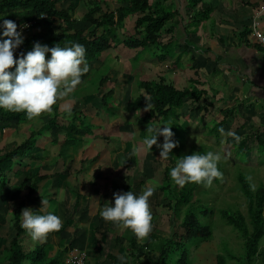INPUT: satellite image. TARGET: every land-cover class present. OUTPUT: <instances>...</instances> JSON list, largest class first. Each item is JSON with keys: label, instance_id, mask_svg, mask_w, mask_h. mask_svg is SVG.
I'll use <instances>...</instances> for the list:
<instances>
[{"label": "rangeland", "instance_id": "1", "mask_svg": "<svg viewBox=\"0 0 264 264\" xmlns=\"http://www.w3.org/2000/svg\"><path fill=\"white\" fill-rule=\"evenodd\" d=\"M98 1L102 7L105 4L110 9L118 6L114 0ZM205 1L210 2V0ZM236 1L232 0L227 16L226 14L221 16L217 13L214 17L217 18L216 22L223 21L224 24L218 29H221L220 31L223 33L226 28L227 31L224 34H228V37L235 28L237 29L236 26L240 23L249 25L246 18L235 22L223 19L232 16L231 10L235 5H238L240 0ZM245 1L247 0H243V2ZM256 1L249 0L248 9L246 11L245 9L241 10L242 15L251 16L250 20L260 9L264 8V0L257 3ZM87 8L88 5L79 2L74 14V27L82 30L85 34H88L91 30L89 25L81 20ZM260 21L261 27L264 29V14L260 17ZM56 23H58V20H56ZM214 23L211 18L201 22V32L190 35V43L193 40V42H199L202 47H205L206 40L198 37L204 35L205 32L209 35L210 45L223 43L226 37L215 30ZM132 24V20L124 22L120 29L115 32L116 39L111 43V48L103 52L99 60L90 61L87 65L88 71L81 78V83L76 86L73 92L57 101L58 113L55 124L58 123V125L65 127L71 123V113L68 114L64 111V105H70L71 109L74 108L79 117L81 116V119L83 117L86 119V124H92V127L95 128L93 122H96L103 126L93 136L85 137L86 145H89L86 155L94 158L96 150H90V148H93V144H96L98 148L108 149L110 157H117L115 163L117 167L114 169L115 166H113L114 173L107 177L108 180H105V168H112L111 166H102L101 171H99V166L93 167L91 176L98 174V171L102 177L105 175L104 179H98L95 183L92 182L93 185L96 189L104 187V189L109 188L110 191L113 183L122 186V181H125L126 184L136 185L133 186V189L139 194L146 185L156 184V190L149 197L153 217L152 224L154 226L152 229L154 232L153 237L155 239L168 238L171 232L170 228L173 225V218L170 209L167 207L168 201L163 199L162 193L158 190L161 185L163 168L168 163L160 158V150L156 145L149 150L143 145L144 138L141 139L139 136L140 126L136 120L147 110H138L136 113L131 114L125 112L123 108L128 101L134 100L138 95H144V92L136 86L137 81H157L158 77L163 75L167 82L181 88L189 85L191 80H198L197 88L205 90V94L198 102L201 109L191 112L189 108L192 105H190V102H186L179 110L180 118L177 122L179 126L176 125V121L170 126L171 131L174 133L173 138L175 137V141L178 142V145L174 147V157L177 160L193 152H219L221 160L218 162V169L221 176L212 181L210 186H198L194 194V198L200 204H203V207L197 213V218L201 225L210 227L212 237L204 243L199 240L188 242L185 249L190 264H215L217 254L224 256L226 264H241L239 259L243 256V240L235 229L223 222L219 217L218 210L228 209L246 215V202L239 187V175L245 178L252 190L259 185L264 188V154L258 152L255 140L257 132H264V99H256L254 96H245L244 98V93H239L237 89H233L234 87L231 84H228L221 76L210 69L212 62L207 57L198 54L193 55L195 52H190V47L187 49L189 54L186 53L181 57V60H185L186 65L190 68L181 71L180 76L170 74L169 71L174 68L168 65V62L157 60L156 56L160 53L158 50L139 53L137 60L133 61L135 51L124 47L122 43L123 37L133 34ZM164 34L162 32L161 40L168 39L167 36H163ZM183 37L181 33L180 41ZM249 39L252 44L258 46L259 51L263 54L262 48L255 42L254 38L249 35ZM211 49L214 50L215 48ZM175 54L177 56L178 52ZM132 61L135 64L131 63ZM207 64L209 65L206 66ZM104 78L107 81H102L103 84L99 85L98 83ZM108 92L111 93V96L106 99L107 106H102L100 93L106 94ZM85 97H93V99L90 98L86 101ZM67 99H70V101H67ZM196 105L193 104L192 107ZM224 110H229L230 115L227 116L225 123L217 127L213 133L211 129L216 122L222 119L223 113L221 115V112ZM2 112L7 113L10 111L2 109ZM51 116L52 112L42 113L32 119L25 116V121L12 123L9 126L0 121V138L6 143H19L25 140L32 131L36 133L43 122ZM76 124L78 125V122ZM229 132L234 133L235 137L229 135ZM69 134L73 136L71 132ZM43 135L48 136L49 131H45ZM37 137L35 136V139ZM58 140L61 141L62 139L59 138ZM81 142H83V139L75 138L73 150L78 151L82 148L84 143L81 144ZM48 146L50 148L51 144ZM112 148L113 155L110 153ZM125 149H131L132 151L136 149V151H133L131 157H128V154L122 157L121 152L124 154ZM126 161L129 163L127 164ZM85 178L87 180V177ZM170 182L173 183L171 180ZM81 187L80 184L78 189L80 190ZM88 187L90 188V186ZM82 189L86 190L87 185ZM184 209L185 206L180 208V217H182ZM124 228L127 235H122V237L131 235L130 231L126 227ZM144 242L145 240L142 244ZM261 243L263 245L264 239ZM146 253L149 255L150 252ZM148 255L142 257L146 264H148V258L146 257ZM150 256L156 258L158 254L155 252ZM136 258H129L127 264H137ZM252 264H260V262L256 260Z\"/></svg>", "mask_w": 264, "mask_h": 264}, {"label": "trees", "instance_id": "2", "mask_svg": "<svg viewBox=\"0 0 264 264\" xmlns=\"http://www.w3.org/2000/svg\"><path fill=\"white\" fill-rule=\"evenodd\" d=\"M79 2L88 5L86 12L81 17V20L91 28L88 34L74 27V14ZM114 2L118 6L110 9L107 4L102 7L98 0H0V17L14 21L17 24V30L21 31L24 36V42L14 52V57L18 52L31 50L34 42H40L49 47H53L56 44L61 47L71 46L75 42L84 46L86 62L89 65L90 61L99 60L100 55L111 48V43L116 39L115 32L120 29L124 22L132 20L131 29L133 34L131 36L128 35L129 37H123L122 43L124 47L135 51L136 54L133 61L137 60L139 53L158 50L160 52L156 56L158 61L168 62L170 66H177L182 55L187 53L189 47L192 51L211 60L209 58V55L212 54L211 48H203L199 42H193V40L190 43L189 39L190 35H194L193 33L197 31L198 34L200 33L201 22L209 20L212 12L209 2L205 0H114ZM248 6L245 3V7L248 8ZM56 20H58V23H56ZM246 20L249 22L248 18ZM26 32L31 33L27 34ZM162 32L165 33L163 36L168 37L167 40H161ZM181 33L185 36L183 46L179 44L178 39ZM234 33L238 41L241 42L242 38L250 33L249 25L247 26L246 24V26L241 28V31ZM198 37L200 39V36ZM178 45L181 47V52L176 56L174 47ZM246 45L259 49L257 45L251 43ZM49 56L50 53H47L45 58L47 59ZM262 59L264 62V55ZM133 61L131 63L135 64ZM214 63L216 64L217 60ZM83 76L84 74L81 78ZM102 81L105 82L107 79H102L98 84H103ZM198 83V80H191L189 85L177 88L167 82L163 75H160L157 81H137L136 86L144 92V95H138L134 100L128 101L123 109L127 113L134 114L136 111L150 106V109H147L136 120L140 126V138L143 139L148 135V125L153 126L163 124L166 121L171 123L176 121V125L179 126L177 124L180 118L179 110L186 102H190L192 106L197 104L195 107L191 106L189 108L191 112L200 110L201 107L198 102L205 94V90L198 89L196 86ZM110 96L111 93L109 94V92L101 95L102 106H107L106 99H109ZM87 98L88 100L90 98L93 99V97ZM51 112L52 116L43 122L38 131L36 133L32 131L20 144L14 142L0 145V194L3 190L5 173L14 167H21V163L25 159L33 160L30 151L34 147L35 136L43 135L45 131L55 125L58 113L57 103L52 106ZM221 115L222 119L216 122L211 129L213 133L217 127L225 123L230 111L224 110ZM25 116L24 112L10 111L3 113L2 109H0V121L7 126L12 123L25 121ZM85 120L84 117L83 119H81V116L79 117L74 108L71 109V123L66 126L67 132L74 133L75 136L90 134L93 128L92 124H86ZM76 122H78V125ZM173 139L175 140V137ZM255 140L258 152L264 154V132H257ZM157 141L162 143L163 137L158 136ZM67 142L64 140L60 144L59 152L61 156L65 153ZM174 155L175 148L172 149L166 160L163 159L168 164L163 168L161 185L158 187L163 199L168 201L167 207L170 209L173 218L169 237L155 239L153 237L154 232L151 231L148 236L138 239L127 228L131 236L125 251L128 259L137 257L135 261L138 264H146L142 258L145 257L146 252H150L146 256L148 264H190L187 250L185 249L186 244L196 240L204 243L212 237L210 227L201 225L197 218V213H199L198 211L203 207V204H200L194 198V194L197 187L203 184L187 183L181 187L170 182L169 171L176 162ZM43 178V176L27 175L16 188L11 189L9 200L21 195L23 191H26V196L28 193H34L37 184ZM215 180L216 178L213 179V181ZM238 182L246 202V215L228 209H219L218 214L226 225L238 232L243 240V256L239 259L241 264H252L256 260L260 264H264V243L261 245L264 239V188L259 185L252 190L249 183L241 175L238 177ZM133 186L136 185L125 183L118 187L112 184L110 192L132 191L136 193ZM182 206H185V209L182 217H180V208ZM21 208L22 202L13 210V226L16 234L11 239L10 245L5 252L6 264H22L25 258L30 260V264H35L32 260H36L37 255L40 253L43 255L42 247L40 246L28 255L24 254L18 245V237L23 231L19 219ZM65 227V224H63L57 234H60ZM144 240L145 242L142 244ZM155 252L158 256L156 258L151 257L150 254ZM58 259L59 257L45 260L42 257L40 261H44L43 264H57ZM61 264H63V260ZM215 264H226L224 256L217 254L215 256Z\"/></svg>", "mask_w": 264, "mask_h": 264}, {"label": "crops", "instance_id": "3", "mask_svg": "<svg viewBox=\"0 0 264 264\" xmlns=\"http://www.w3.org/2000/svg\"><path fill=\"white\" fill-rule=\"evenodd\" d=\"M259 1H256V3ZM209 3L212 8L210 18L215 22V30H218L219 34L221 33L226 37L223 43L210 45L207 32H205L204 35H199L200 39L202 37L203 40H206L205 47L203 48H215L214 50L211 49L212 54L209 55V58L213 62L208 59L212 62V64H210V69L214 71L215 74L221 76L228 84H231L234 87L233 89H237L239 93H244V98L245 96H254L256 99L259 98L263 100V54L259 49L257 50L246 45L251 43L249 39L250 33L246 37H243L241 42L235 37L234 32L237 33L241 31V28L246 26L245 23H240L236 26L237 29L235 28L229 37L227 36L228 34H224V32L227 31L226 28V31L223 33L220 31L221 29H218L224 23L223 21L216 22L217 18L215 19L214 17L217 13L221 16L223 14L227 16L232 0H210ZM245 3L250 5L249 0L245 2L240 0L238 5H235L231 10L232 16L223 19H229L235 22L242 18H244V20L248 18L250 22L251 16L247 14L244 16L241 14V10L245 9L246 11L248 9L245 7ZM199 32L201 31L199 30ZM178 39L179 44L183 46L185 36L180 41L179 35ZM180 45L174 47L175 53L178 52L179 54L181 52ZM190 52L193 53L192 49ZM187 54H189V52H187ZM196 54L200 55L196 52L193 55ZM216 60L217 63L215 64L214 62ZM208 65L209 64L206 66ZM171 67L174 69L171 71L168 70L170 74L179 76L180 72L185 68H190V66L186 65V61H182L181 59L177 66ZM101 95L102 93H100V96ZM86 100H88L87 97ZM67 101H70V99H67ZM93 125L95 128H92L90 134L75 136L74 133H72V136L67 132L66 126L63 127L58 125V123L57 125L55 124L48 130V136L38 135L37 139H35L34 147L30 151L33 160L25 159V161L21 163V167H14L12 170L5 173L3 190L0 194V264H6L5 252L10 245L11 239L16 234V230L13 226V210L16 209L20 202H22L20 213L24 208L29 207L32 208L33 211L39 212V208L42 207L45 211H54L55 214L61 218L62 225L65 224L66 226L60 234H57V232L49 233L47 238L43 241H34L21 227L23 231L18 237V245L24 254L30 255L37 247H42L41 251L43 255L40 253L37 255L36 260H32L35 264H43L44 261H40L42 257H44L45 260L59 257L57 264H61V261L64 260L70 250L85 252L87 255L85 264H127L128 256L125 250L131 235L122 237V235H127L125 228L122 225H115L110 221H105L99 214L102 207L113 202L114 192H110L109 188L104 189V187L96 189L95 185L92 183H95L98 179H104L103 177L105 175L102 177L99 172L102 166L112 167L105 168L107 171H105V180H108L107 177L114 173L112 170L113 166H115L114 169L117 167V164H115L117 157H110L108 149L98 148L96 144H93V148H90V150H96L94 158L86 155L89 145H86L87 141H85V137L89 138L93 136L94 133L98 132V130L103 127L96 122H93ZM59 138L62 140L59 141ZM75 138L83 139L81 144L84 143L82 144V148L78 149V151L73 150V141ZM64 140L68 141L67 148L64 155L61 156L59 147ZM22 141L17 144H20ZM5 144L12 143L3 142L1 139L0 145ZM49 144H51L50 148L48 146ZM110 153L113 155V148ZM121 154L122 157L127 154L128 157H131L133 151L131 149H125L124 154L123 152H121ZM96 166H99L98 174L91 176V169ZM29 174L44 177L37 184L36 191L32 194L28 193L27 196L26 191H23L21 195L16 196L13 200H9L11 189L16 188ZM85 177H87V180ZM113 180L112 178V181ZM122 182L125 184V181ZM80 184L82 187L79 190L78 187ZM113 184L121 187L117 183ZM85 185H87L86 190L82 189ZM88 186H90V188ZM93 188L96 189L97 192ZM42 200L46 201V203L42 204ZM19 219L21 225V217ZM58 252L62 254L56 255L59 254ZM122 257L123 259H121ZM22 264H30V260L25 258Z\"/></svg>", "mask_w": 264, "mask_h": 264}, {"label": "clouds", "instance_id": "4", "mask_svg": "<svg viewBox=\"0 0 264 264\" xmlns=\"http://www.w3.org/2000/svg\"><path fill=\"white\" fill-rule=\"evenodd\" d=\"M23 42L24 36L17 30V24L0 17V109L24 112L32 119L51 112L58 100L73 92L88 68L85 48L79 43L49 47L34 42L31 50L18 52L14 57V52ZM47 53L50 56L46 59ZM147 109L150 106H146ZM64 111L70 114L71 106L64 105ZM171 125L170 121L148 125V135L143 139V145L149 150L156 145L160 158L165 160L178 145L173 139ZM229 135L235 137L234 133L229 132ZM158 136L163 137L162 143H158ZM220 160L219 152H193L176 160L169 177L181 187L187 183L210 186L214 178L221 176L218 169ZM156 187V184L146 185L139 194L132 191L114 192L113 202L100 209L101 218L130 229L138 239L148 236L153 228L149 197ZM44 203L46 201L42 200ZM39 209V212H35L30 207L24 208L20 213L21 227L34 241H43L49 233L62 228V220L54 211Z\"/></svg>", "mask_w": 264, "mask_h": 264}, {"label": "built area", "instance_id": "5", "mask_svg": "<svg viewBox=\"0 0 264 264\" xmlns=\"http://www.w3.org/2000/svg\"><path fill=\"white\" fill-rule=\"evenodd\" d=\"M264 14V8L260 9L254 16H252L249 29L250 36L254 38L255 42L262 48L264 55V29L261 27L260 17ZM86 253L83 251H69L63 260V264H85Z\"/></svg>", "mask_w": 264, "mask_h": 264}, {"label": "bare ground", "instance_id": "6", "mask_svg": "<svg viewBox=\"0 0 264 264\" xmlns=\"http://www.w3.org/2000/svg\"><path fill=\"white\" fill-rule=\"evenodd\" d=\"M98 48V47H97ZM85 84V83H84Z\"/></svg>", "mask_w": 264, "mask_h": 264}]
</instances>
